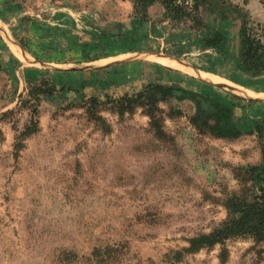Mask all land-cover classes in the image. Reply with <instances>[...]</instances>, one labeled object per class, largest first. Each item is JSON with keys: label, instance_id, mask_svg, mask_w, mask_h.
<instances>
[{"label": "rangeland", "instance_id": "obj_1", "mask_svg": "<svg viewBox=\"0 0 264 264\" xmlns=\"http://www.w3.org/2000/svg\"><path fill=\"white\" fill-rule=\"evenodd\" d=\"M231 1L263 37L264 0ZM149 12L152 27L135 33L131 0H0V264H264V239L248 235L184 249L224 220L239 169L262 155L254 134L199 132L200 96L185 90L249 122L264 114V76L241 72L236 26L221 52L183 41L173 57L189 70L151 60L172 56L180 34L159 2ZM41 78L56 89L22 134L21 98Z\"/></svg>", "mask_w": 264, "mask_h": 264}, {"label": "trees", "instance_id": "obj_2", "mask_svg": "<svg viewBox=\"0 0 264 264\" xmlns=\"http://www.w3.org/2000/svg\"><path fill=\"white\" fill-rule=\"evenodd\" d=\"M131 1L137 24L135 33L141 31V28L144 31L152 27L153 19L149 9L155 2H159L163 9L160 19L172 28H179L180 35H170V39L177 46L174 50L164 51L175 57H179L177 50L181 48L183 41L221 52L230 40L228 30L236 26L241 72L251 77L264 76V36L259 37L252 33L248 25V12L238 3L231 0ZM19 42L26 47L23 39H19ZM55 89L56 86L46 78L32 79L27 83V96L22 97L21 102L29 106L31 113L29 123L22 134H28L35 129L38 102L41 97L53 94ZM185 92L191 97L200 96L197 99V109L190 118L192 125L199 132L225 138L237 137L244 133L254 134L261 144L262 154L259 163L248 164L239 169L242 190L225 198L224 220L211 231L190 237L189 244L184 247L185 251H195L236 236L248 235L256 240L264 239V114L250 117L249 122H246V118L238 114L236 106L228 101L192 90ZM202 100H208L211 108L201 106ZM95 101L93 97L91 103L94 104ZM249 101L258 102L255 99ZM116 103L122 104L120 101Z\"/></svg>", "mask_w": 264, "mask_h": 264}, {"label": "bare ground", "instance_id": "obj_3", "mask_svg": "<svg viewBox=\"0 0 264 264\" xmlns=\"http://www.w3.org/2000/svg\"><path fill=\"white\" fill-rule=\"evenodd\" d=\"M9 39V38H8ZM12 42V41H11ZM11 44V43H10ZM15 44V43H14ZM14 44H13V46H14ZM12 46V45H11ZM12 46V47H13ZM18 46V45H17ZM15 47V46H14ZM12 48V49H15V48ZM15 51V50H14ZM15 53H16V51H15ZM17 54H18V52H17ZM151 60H153V61H156V62H158V63H161V64H164V65H167V66H170V67H175V68H177V69H180V70H182V71H185V70H189L190 68L187 66V65H185V66H183V65H181L180 63H177L178 62V60L177 59H175V58H173V57H165L164 55H149L148 56ZM28 62V61H27ZM191 73V72H190ZM201 74V73H200ZM212 74V73H211ZM199 75V74H198ZM203 77L204 78H206L207 80H209V81H220V78L219 77H217V76H215V75H210V74H208V73H203ZM222 82V81H221ZM220 83V82H219ZM226 83H228V82H226ZM231 83H233V82H231ZM235 83V82H234ZM233 83V84H234ZM232 89V88H231ZM233 90V89H232ZM237 92L238 93H240V94H243V95H254L255 94V92H252V91H249V90H244L243 88H238L237 89ZM258 96H263L264 97V93H258L257 94Z\"/></svg>", "mask_w": 264, "mask_h": 264}, {"label": "water", "instance_id": "obj_4", "mask_svg": "<svg viewBox=\"0 0 264 264\" xmlns=\"http://www.w3.org/2000/svg\"><path fill=\"white\" fill-rule=\"evenodd\" d=\"M165 55H167V54H165ZM170 57H173V56H170ZM173 58H175V57H173ZM175 59H177V58H175ZM207 106H208V108H211V105L209 102H207Z\"/></svg>", "mask_w": 264, "mask_h": 264}, {"label": "crops", "instance_id": "obj_5", "mask_svg": "<svg viewBox=\"0 0 264 264\" xmlns=\"http://www.w3.org/2000/svg\"><path fill=\"white\" fill-rule=\"evenodd\" d=\"M250 91V90H249ZM253 92V91H252ZM264 93V92H263Z\"/></svg>", "mask_w": 264, "mask_h": 264}]
</instances>
